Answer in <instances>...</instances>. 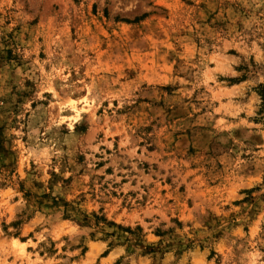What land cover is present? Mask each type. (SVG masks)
I'll use <instances>...</instances> for the list:
<instances>
[{"label": "rangeland", "instance_id": "rangeland-1", "mask_svg": "<svg viewBox=\"0 0 264 264\" xmlns=\"http://www.w3.org/2000/svg\"><path fill=\"white\" fill-rule=\"evenodd\" d=\"M260 86L264 0H0V264H264Z\"/></svg>", "mask_w": 264, "mask_h": 264}, {"label": "trees", "instance_id": "trees-1", "mask_svg": "<svg viewBox=\"0 0 264 264\" xmlns=\"http://www.w3.org/2000/svg\"><path fill=\"white\" fill-rule=\"evenodd\" d=\"M261 89H262V91L264 92V87H261V86H260V90H261ZM262 91H260V96H261V99H262V101H263V103H262L263 105H262V106H263V108H264V93H263Z\"/></svg>", "mask_w": 264, "mask_h": 264}]
</instances>
